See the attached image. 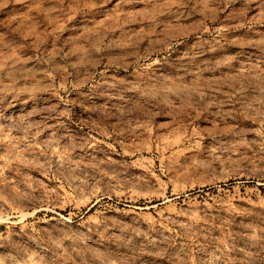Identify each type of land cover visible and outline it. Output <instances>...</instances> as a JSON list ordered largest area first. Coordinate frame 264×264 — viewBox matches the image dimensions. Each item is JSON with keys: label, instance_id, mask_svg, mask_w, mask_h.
Masks as SVG:
<instances>
[{"label": "rangeland", "instance_id": "1", "mask_svg": "<svg viewBox=\"0 0 264 264\" xmlns=\"http://www.w3.org/2000/svg\"><path fill=\"white\" fill-rule=\"evenodd\" d=\"M209 1L0 0V264H264V0Z\"/></svg>", "mask_w": 264, "mask_h": 264}, {"label": "bare ground", "instance_id": "2", "mask_svg": "<svg viewBox=\"0 0 264 264\" xmlns=\"http://www.w3.org/2000/svg\"><path fill=\"white\" fill-rule=\"evenodd\" d=\"M188 1L191 2L192 8L191 10L186 12L168 11L167 9L169 5L168 7L164 5L165 7H158L152 10L154 17H157V19H162L157 23L162 24L164 35L166 34L168 37L170 36L171 38L178 39L184 37L189 38L192 35H198V37H196L200 38L210 32V24L217 20L220 10H218V8H212V3L209 0ZM157 23H154L153 26L155 27ZM122 24L123 23H120V25H118V27H120L121 29L123 28ZM151 30H154L153 27L151 28ZM151 33L152 32H147L143 29L141 33H139V30L136 32H125V30L123 29L121 35L123 42L127 43L126 46L138 47L143 43L145 36H149ZM152 45L149 48H152Z\"/></svg>", "mask_w": 264, "mask_h": 264}, {"label": "crops", "instance_id": "3", "mask_svg": "<svg viewBox=\"0 0 264 264\" xmlns=\"http://www.w3.org/2000/svg\"><path fill=\"white\" fill-rule=\"evenodd\" d=\"M1 228H2V227L0 226V231H1Z\"/></svg>", "mask_w": 264, "mask_h": 264}]
</instances>
